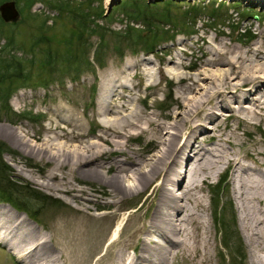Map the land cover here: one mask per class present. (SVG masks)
Wrapping results in <instances>:
<instances>
[{
  "label": "rangeland",
  "instance_id": "374dc122",
  "mask_svg": "<svg viewBox=\"0 0 264 264\" xmlns=\"http://www.w3.org/2000/svg\"><path fill=\"white\" fill-rule=\"evenodd\" d=\"M5 1H13L19 11L16 21H2L5 24L2 26L5 35H11L17 43L14 52L18 56L26 45L28 48L31 44L32 34H38V26L44 20L47 44H39L37 50L44 51L49 47L52 53L63 54L69 51L67 39L77 23H73L70 18L66 19L64 15L67 13L56 6L55 1L65 3L67 9L87 4L82 9L87 15H93L92 13L102 9L104 15L111 13L113 19L111 18L110 23L107 20H97L95 24L122 34L132 26L141 30L142 36L146 37L142 43L135 36L133 40L121 36L115 38L106 30L103 33L96 31L85 34V49L90 45L92 47L90 61L94 47L103 42L102 53L99 54L101 62L100 65H88L82 61L77 75L75 72H61L59 69L62 63L58 61L40 62L39 56H36L32 64L24 62L23 69L30 78L28 81L24 80L9 98L11 109L19 116L13 117V121L0 116V127L23 136L34 145L50 139V142L72 147L79 142L97 140V135L105 134L107 125L102 115H98L100 105H107L114 112L110 113L111 117H114L115 112L127 108L138 110L160 122L167 121L170 119L167 114L179 111L178 103L186 102V97L190 96L191 80H178V74L183 77L193 76L204 59L222 45L241 51L253 43L264 47V4L259 5L250 0H143L146 4H158V7L170 3L167 9L169 15L161 20L154 17L150 20L153 21L150 28L147 27L149 22L140 19L131 21L123 14L122 5L115 8L126 0H36L29 6L28 0ZM189 7H193L195 13L184 15ZM151 32L158 33L160 37L153 51L147 53L142 47L149 41ZM3 43L5 36L0 38V45ZM43 64L47 70L52 71L43 72L40 69ZM44 81L50 83L40 84ZM209 102L210 105L214 103L213 100ZM206 105L207 103L203 107ZM213 112L220 118L215 123L212 122L215 117L207 121V130L215 126V131L226 134L231 129L235 142L231 147L232 157L238 158L239 163L245 166L255 167L259 164L264 170V116L251 118L244 112H237L238 119L228 117L223 115L228 111L222 109L221 104H217ZM260 113L264 114V110ZM215 131L210 133H216ZM121 141L131 149L146 151V154L155 151L145 133L138 134L131 130L130 136L123 137ZM0 143L8 150L1 154V161L7 168L9 181L25 196H29L27 212L0 201L3 212L7 210L14 216L22 214L38 227L48 244L66 249L71 256L77 255V264H106L113 260L116 245L110 249L108 239L114 237L115 242L130 241L131 233L141 222L136 216L139 214L140 218H145L147 215L144 214L145 206L134 212L142 197L132 199L127 207L120 210L119 217L108 228L106 238L101 242L100 237L91 240L86 237L87 231H91L93 224L104 225L107 220L101 218L96 222L89 221L85 231L82 228L84 232H80L81 226L77 225L78 217L73 211L76 204L63 192H52L42 185L51 162L29 154L3 136H0ZM231 170L232 166L226 167L220 174L212 176L209 182L201 184L200 196L203 199L206 229H200V237L207 240L206 244L199 247L198 253L192 252L188 256L182 254V249H177L179 254L169 255L164 264H228L232 250L222 248V226L228 230L230 241L240 239L245 264H251V247L240 229L236 203L230 193ZM68 179L69 183L86 191L91 187L89 183H77L69 176ZM129 183L132 181L129 180ZM215 187L218 188L216 194ZM215 200L219 202L217 214L213 211ZM92 212L100 216L110 212V208L92 209ZM153 237L165 244L159 237ZM38 239L42 241L39 237ZM137 247L138 244L134 249L128 248L126 254L132 256ZM29 256L25 254L18 257L0 243V264H29ZM256 256L264 264V250L257 252ZM67 262L60 257L58 264Z\"/></svg>",
  "mask_w": 264,
  "mask_h": 264
},
{
  "label": "bare ground",
  "instance_id": "6f19581e",
  "mask_svg": "<svg viewBox=\"0 0 264 264\" xmlns=\"http://www.w3.org/2000/svg\"><path fill=\"white\" fill-rule=\"evenodd\" d=\"M250 1L264 4V0ZM220 47L204 59L193 76L178 74V80H191L190 96L186 102L178 103L179 111L167 114V121L160 122L127 108L111 117L114 112L107 105H100L98 115L107 122L105 134L72 147L50 139L34 145L0 127V136L10 143L51 162L42 185L52 192H63L76 204L73 211L80 232L85 231L89 221L107 220L104 225L93 224L91 231H87L86 237L91 240L100 237L99 241H103L120 210L130 200L142 197L134 212L145 206L147 215L136 216L141 222L131 233L130 241L108 239V247H116L113 260L106 264H164L169 255L180 249L185 256L198 253L207 242L200 237V229H206L201 184L231 166L230 193L236 203L240 229L251 247L249 259L251 264H262L256 253L264 250V170L259 164L245 166L232 157L235 142L231 129L226 134L218 133L215 126L207 130L206 123L220 118L213 112L217 104L228 111L223 114L228 117L238 119L237 112L251 118L264 116L260 113L264 110V47L256 43L244 51ZM210 100L214 101L211 105ZM131 130L145 133L155 151L146 154L122 143L121 139L129 137ZM68 176L77 183H89L90 189L75 187ZM97 208H110V212L97 216L92 212ZM10 213L0 207V243L10 251L18 257L29 254V264H58L60 257L67 264H77V255L71 256L66 249L48 244L33 222L22 214L23 217ZM136 244L138 247L129 257L127 249H134Z\"/></svg>",
  "mask_w": 264,
  "mask_h": 264
},
{
  "label": "trees",
  "instance_id": "16d2710c",
  "mask_svg": "<svg viewBox=\"0 0 264 264\" xmlns=\"http://www.w3.org/2000/svg\"><path fill=\"white\" fill-rule=\"evenodd\" d=\"M3 1L5 0H0V3ZM34 1L36 0H28V6ZM55 3L56 6H58L62 10H65V13H67V15H64V17L66 19L70 18L73 23H77L75 25V28L72 30L71 35L68 36L67 43L69 44V51L67 53H52L49 47H46L47 50L44 51H42L41 49L37 50L39 44H47L45 29L43 28L45 23L44 20L43 24L38 26V34H32V37L30 39L31 44L28 46V48L27 45L26 48L24 47V49L22 47V54L19 56L16 55L14 51L16 49L15 44L17 43H15L14 38L11 37V35H5L2 30V26H5V24L0 19V38L2 36H5V43L0 45V116H3L5 119L13 121V117L19 116L18 113H15L11 109L9 104V98L12 93L18 89V86L24 80L28 81L30 78L28 77V72H25L23 69L24 62L28 61L32 64L36 59V56H39L40 62H43L42 60H49L54 62L58 61L62 63V67H60L61 69H59L61 72H75L77 75L79 73V65L82 63V61H85L84 63L88 65H90V63L100 65L101 62V56H99V54L102 53L103 42L101 41L97 44L96 48L94 47L91 56L92 58L90 61V53L92 47L90 45L89 48L85 49V34H91L96 31H101L103 33L106 30L112 33L115 38L117 36H121V38L130 37V39L133 40L135 36L137 39H141L142 43L145 41L146 37H144V35L142 36L141 30L134 29L132 26L126 29L127 31L125 30L122 34L112 32L109 28L101 26L98 23L95 24V21L97 20H107V22L109 23L111 21V13L110 15H104L105 12L102 9L97 10L98 13L94 12L92 13L93 15H87V12L82 11V9L87 7V4L84 6H81V4L75 9H67L68 7L65 3H62L60 1H55ZM121 5L123 6V14L126 15L131 21H138V19H140L143 22H149L150 24H148L147 27L150 28L151 22H153L150 20L154 19V17H156V19L161 20L162 18L165 19L166 16L169 15L167 9H169L170 3H164L158 7V4H146V2H144L143 0H126L122 1L120 5L115 6V8H119ZM194 10L195 9H193V7H189L184 12V15H186V13L188 14L191 12L195 13ZM60 16L63 15H59V17ZM159 37L160 36L158 33L151 32L149 41H147L145 46L142 47L143 51L147 53L152 52ZM43 40L45 41L42 42ZM17 46L20 45L18 44ZM40 69L43 70V72L45 73L52 71L47 70L45 68V64L40 66ZM49 83L50 82L48 81H44L40 84L48 85ZM5 151H8L7 147L3 143H0V201L10 203L14 207L26 211L27 206H29L27 199L29 196H25L20 189L16 188L14 184L9 181L8 174L6 171L7 168L3 165L1 161V154ZM217 191L218 188H216V190L214 191L215 194L217 193ZM218 204L219 202L215 200L213 208L214 214L218 213ZM220 234L222 240V248L228 249L229 251L232 250L229 256L228 264H245V254L240 239L234 238L230 241L228 230L223 226L220 230Z\"/></svg>",
  "mask_w": 264,
  "mask_h": 264
},
{
  "label": "water",
  "instance_id": "95a60500",
  "mask_svg": "<svg viewBox=\"0 0 264 264\" xmlns=\"http://www.w3.org/2000/svg\"><path fill=\"white\" fill-rule=\"evenodd\" d=\"M19 17V11L13 1H5L0 4V18L4 22L16 21Z\"/></svg>",
  "mask_w": 264,
  "mask_h": 264
}]
</instances>
